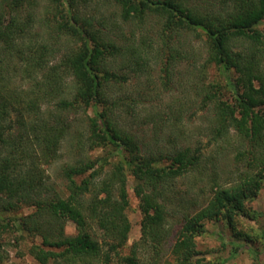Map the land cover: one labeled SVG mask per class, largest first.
Returning <instances> with one entry per match:
<instances>
[{"label": "trees", "instance_id": "trees-1", "mask_svg": "<svg viewBox=\"0 0 264 264\" xmlns=\"http://www.w3.org/2000/svg\"><path fill=\"white\" fill-rule=\"evenodd\" d=\"M40 1L3 0L0 9L5 53L14 56L15 51L27 49L24 56L17 54V62L29 83L26 89H13L0 103V227L11 222L18 231L41 239L30 250L40 264H145L139 256L140 245L153 246L148 264H203L197 238L206 233V223L223 222L244 242L255 239L264 244V214L256 236L239 229L241 217L259 218L248 204L264 188V0H103L118 9L122 21L138 28L140 41L134 33L132 40L112 28L109 31L106 18L98 28L95 18L82 10L88 0H45L47 17L41 26L47 36L65 38L68 45L55 64L51 62L60 52L56 45L35 42L39 34L34 16ZM25 8L26 20H22ZM4 21L8 24L3 27ZM150 22L155 25L145 31ZM157 26L161 30L152 31ZM189 33L206 49L200 67L199 61H189L186 74L195 75L190 88L193 84L204 106L213 107L215 135L227 138L234 132L246 145L239 156L249 157L252 174L240 172L232 186L214 187L206 206L183 216L170 249V202L162 187L196 172L201 156L190 149L179 151L170 167L153 153L144 154V143L121 126L115 110L124 104L114 96L113 82L124 70L145 76L154 65H161L160 83L174 92L175 68L182 60L192 59L190 53L182 55L174 41ZM3 61L0 58V68ZM212 70L217 78L208 83ZM5 80L13 81L1 68L0 87L8 86ZM182 112L178 109V114ZM76 121L87 127L78 147L112 146L120 161L107 178H102V172L108 157L98 161L102 162L98 168V162L83 158L75 165L67 164L62 170L66 192L55 193L43 166L58 160L63 144L75 139ZM127 173L134 179L143 221L141 242L123 256L132 230ZM24 207L35 211L17 219L4 218ZM68 222L75 225L76 235L66 234ZM243 246H235L232 255L237 256ZM250 253L253 264H262L258 251Z\"/></svg>", "mask_w": 264, "mask_h": 264}, {"label": "rangeland", "instance_id": "rangeland-1", "mask_svg": "<svg viewBox=\"0 0 264 264\" xmlns=\"http://www.w3.org/2000/svg\"><path fill=\"white\" fill-rule=\"evenodd\" d=\"M102 1L88 0L87 4L82 6V10L87 16L95 18V24L98 28H101L99 27V22H102L106 18L110 26L109 31L112 28L115 33L118 32L119 36L124 35L125 38H131L132 40V33H134L137 37L136 40L140 41L142 33L138 31V28L132 26L127 21V23L122 21L117 13L118 9L115 6L104 4V1ZM2 5L3 0H0V9ZM47 6L48 2L42 0L36 9V16H34L36 23L34 25L36 27L35 32L39 35L35 39V42L44 41L51 45H56V48L60 52L57 56L55 55L56 60H52L51 62V64H55L64 56L65 48L68 45L65 38L64 40H58L59 37H56L54 34L53 37L47 36L45 28L41 26L47 17L45 12ZM26 15L27 8L22 9L19 18L26 20L23 19ZM155 23L150 22L146 24L145 27L143 26L146 28L144 30L148 31ZM7 24L8 22L4 21L3 27L7 26ZM118 26L121 27L118 28ZM160 30L158 26L152 28V31L155 32ZM183 35L176 38L174 47L179 48L183 53L182 55L190 53L192 59L182 60L178 67L175 68L174 73L176 77L174 78V85L176 89L174 92L169 89L165 90L164 86L160 83L161 65H154L152 73L145 76H136L131 71L124 70L120 73L121 78L113 82L115 85L113 89V92H115L114 96L121 99L124 104V107L120 106V108L115 110L120 119L121 126L126 132L144 143V154L153 153L160 159L162 165L170 167L173 163V157L179 151L190 149L193 153L197 152L201 156V161L196 168V172L179 176L162 187L166 189L164 192L166 200L170 202V206L167 205L170 212L168 220L172 238L167 248H172L175 244L177 235L183 224V216L185 214L193 215L206 206L208 200L213 196L214 187L232 186L238 180L240 172L245 175L252 174L249 157L239 156L241 155L239 153L244 152L246 149V145L237 138L234 132L227 138L215 135L214 128L216 124L214 122L213 107L204 106V103H202L204 98H201L198 92L193 89V84L190 88V83H193V80H195L193 77L195 75L186 74L189 61L191 62L190 64L195 62V60L199 61L198 67H200L206 56V49L203 42L194 39L193 34ZM32 38L35 37L30 35V39ZM154 38L157 39V37ZM120 40L122 41V39ZM4 47H6V43L0 40V58L4 60L1 68L6 78L9 80L13 79V81L9 82L5 80L4 83L8 84V86L6 88L0 87V103L16 87L26 89L29 85L28 79H26L27 76L22 70L24 67L20 66L17 62V54L24 56L27 49L24 48L23 52L20 53L15 51L14 56H12L9 53H5ZM8 62L11 64V67L7 66ZM17 65L21 68L22 72ZM190 68L193 70L192 67ZM216 78L217 72L212 70L209 72L207 82H214ZM227 98L230 103L233 102L230 94ZM178 109L183 111L181 115L178 114ZM89 113L91 114V111ZM73 118L79 119L80 116L76 118L73 115ZM73 118L71 121H73ZM77 121L73 127L75 139L69 138L63 144V148L60 151L61 156L58 160L49 164L46 163L43 166L47 183L55 193L63 194L66 192V181L63 178L62 170L67 164L75 165L82 158L85 161L90 159L96 163L100 159L108 157L109 164L105 165L102 172V178H107L112 175V172L120 161V157L115 155L116 153H114L112 146L94 150H91L88 144L83 148L78 147L80 143L78 141H84V138H86L85 130L87 131V127L84 124H79ZM80 133L81 135H79ZM82 133L84 134L83 137ZM101 163L98 162L97 168ZM87 175H90V173L88 172ZM86 176L81 177L79 180L81 181ZM127 177L130 199L128 215L132 230L128 246L122 252L123 256H129L132 246L136 242H141V224L143 221L140 200L133 190L134 179L129 173H127ZM248 206L252 208L259 218L252 220L247 217H241L239 229L242 234L254 237L260 228L258 220H263L260 217L264 214V188ZM34 211L33 207H24L17 212L5 214L4 218L17 219L33 214ZM2 225L3 227H0V264H40L32 256L30 250L34 244H40L41 239H34L18 231L11 222L8 225H4V223ZM225 226L223 222L206 223V233L197 238L198 251L201 253L199 258L202 259L203 264H253L254 257L250 253L252 250L258 251L260 262L264 264V244L262 242L255 239H253V242H244ZM76 233L75 225L68 222L66 234L74 236ZM240 244L244 246L238 249L239 253L237 256H233L232 252L235 246ZM139 247L138 252L141 260L145 264H148L154 251L153 246L146 245L145 248H142L140 245Z\"/></svg>", "mask_w": 264, "mask_h": 264}]
</instances>
